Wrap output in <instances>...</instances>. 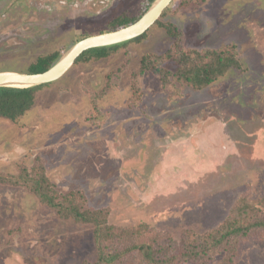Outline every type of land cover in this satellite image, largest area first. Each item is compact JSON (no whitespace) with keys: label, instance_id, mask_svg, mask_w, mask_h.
<instances>
[{"label":"rangeland","instance_id":"rangeland-1","mask_svg":"<svg viewBox=\"0 0 264 264\" xmlns=\"http://www.w3.org/2000/svg\"><path fill=\"white\" fill-rule=\"evenodd\" d=\"M146 4L0 0V72L27 73L39 57L60 58L106 31L114 17H138ZM169 6L160 21L180 32L177 44L154 25L143 40L74 64L38 89L17 122L0 119V174L32 171L62 193L81 192L87 206L107 210L110 225H146L145 241L158 234L157 242L170 245L168 256L178 252L184 232L214 230L239 200L264 215V0ZM229 45L241 68L208 87L195 90L172 77L176 64L167 53ZM146 56L152 67L140 73ZM156 67L170 71L166 82ZM228 249L172 264H264V229L232 238ZM96 259L93 225L60 219L25 184H0V264ZM119 264L145 263L128 253Z\"/></svg>","mask_w":264,"mask_h":264},{"label":"trees","instance_id":"trees-1","mask_svg":"<svg viewBox=\"0 0 264 264\" xmlns=\"http://www.w3.org/2000/svg\"><path fill=\"white\" fill-rule=\"evenodd\" d=\"M146 1L147 4L138 17H129L126 14L118 15L108 22L106 31L101 33L115 31L136 22L154 0ZM206 1L172 0L169 8L176 10L192 3H204ZM168 10L165 9L161 16H164ZM160 18L155 25L163 28L166 34L174 39L175 44H177L180 32L169 23H161ZM147 32L128 42L85 51L76 59L74 64L106 59L126 44L143 40ZM58 59V53L39 57L29 66L27 73H43ZM166 60H171L176 64L172 77L190 85L195 90H202L208 87L217 79L223 77L230 69L241 68L238 57L234 52V46L231 45L215 51L182 52L175 57L167 53ZM140 64L139 72H147L152 67L151 58L149 56L142 58ZM162 68L156 67L153 72L155 74H163L161 75L163 83L166 82L167 76L171 73L168 69ZM110 76L107 75L106 79L109 80ZM44 86L46 85L25 89L1 87L0 119L13 123L17 122L34 106L36 91ZM22 173L24 175L20 174L15 177L0 174V184L13 186L21 183L25 184L30 192L42 204L53 210L60 219H71L79 224L93 225L94 243L97 252L95 264H119L121 259L128 253L139 255L145 264H172L178 260H200L207 256L210 257L211 254L220 248L229 250L228 247L232 238H243L252 231L264 229V215L258 213V211L252 212L254 211L253 208L250 209L249 205L246 206L243 200H239L237 205L233 206L229 217L214 230L202 235L184 232L185 238L180 242L178 252L168 256L166 253L170 245L157 242L158 234H155L157 238L154 237L152 241H145L144 230L147 227L146 225L142 224L136 228H117L112 226L108 222L107 210L93 209L87 206L86 199L81 192L70 191L62 193L44 175L35 174L32 171L30 173L27 170L22 171ZM251 214H255V216L251 218ZM260 215L263 216L260 217ZM122 242L127 244L120 249L118 245Z\"/></svg>","mask_w":264,"mask_h":264},{"label":"water","instance_id":"water-1","mask_svg":"<svg viewBox=\"0 0 264 264\" xmlns=\"http://www.w3.org/2000/svg\"><path fill=\"white\" fill-rule=\"evenodd\" d=\"M172 0H154L133 24L121 29L86 37L70 47L47 71L38 74L0 72V88H32L59 80L85 51L131 41L146 33L161 17Z\"/></svg>","mask_w":264,"mask_h":264}]
</instances>
